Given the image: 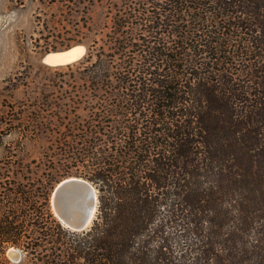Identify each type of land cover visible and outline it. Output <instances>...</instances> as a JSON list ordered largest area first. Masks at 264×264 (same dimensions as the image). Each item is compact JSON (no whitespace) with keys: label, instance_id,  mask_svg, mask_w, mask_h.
<instances>
[{"label":"trees","instance_id":"1","mask_svg":"<svg viewBox=\"0 0 264 264\" xmlns=\"http://www.w3.org/2000/svg\"><path fill=\"white\" fill-rule=\"evenodd\" d=\"M134 10L142 28L89 73L107 98L84 174L95 218H53L39 264H264V0Z\"/></svg>","mask_w":264,"mask_h":264},{"label":"rangeland","instance_id":"2","mask_svg":"<svg viewBox=\"0 0 264 264\" xmlns=\"http://www.w3.org/2000/svg\"><path fill=\"white\" fill-rule=\"evenodd\" d=\"M143 1L0 0V264H39L42 234L56 231L53 187L86 179L88 156L98 151L90 134L104 125L107 103L92 86L91 64L114 51L116 32L142 28L134 8ZM74 45L84 57L47 62Z\"/></svg>","mask_w":264,"mask_h":264},{"label":"water","instance_id":"3","mask_svg":"<svg viewBox=\"0 0 264 264\" xmlns=\"http://www.w3.org/2000/svg\"><path fill=\"white\" fill-rule=\"evenodd\" d=\"M97 190L88 180L70 176L53 187L50 205L58 221L72 231L88 229L97 211ZM9 254L16 257L15 250Z\"/></svg>","mask_w":264,"mask_h":264},{"label":"bare ground","instance_id":"4","mask_svg":"<svg viewBox=\"0 0 264 264\" xmlns=\"http://www.w3.org/2000/svg\"><path fill=\"white\" fill-rule=\"evenodd\" d=\"M84 55V46L74 45L63 50L52 51L48 54L47 62L52 65L66 64Z\"/></svg>","mask_w":264,"mask_h":264},{"label":"crops","instance_id":"5","mask_svg":"<svg viewBox=\"0 0 264 264\" xmlns=\"http://www.w3.org/2000/svg\"><path fill=\"white\" fill-rule=\"evenodd\" d=\"M84 48H85V47H84ZM84 54H85V52H84ZM77 59H78V58H77ZM77 59H76V60H77ZM76 60H75V61H76ZM75 61H74V62H75ZM71 63H72V62H71Z\"/></svg>","mask_w":264,"mask_h":264}]
</instances>
